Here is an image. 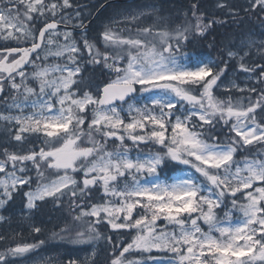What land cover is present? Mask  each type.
<instances>
[{"label":"snow or ice","instance_id":"obj_1","mask_svg":"<svg viewBox=\"0 0 264 264\" xmlns=\"http://www.w3.org/2000/svg\"><path fill=\"white\" fill-rule=\"evenodd\" d=\"M215 6L264 28V0ZM86 7L0 0V208L20 192L29 217L38 201L66 208L49 239L90 252L44 257L48 240L17 232L0 235V264H98L101 244L105 264H264V39L221 47L216 63L197 43L227 21L200 0L114 17L97 38ZM169 165L178 174L162 178Z\"/></svg>","mask_w":264,"mask_h":264},{"label":"trees","instance_id":"obj_2","mask_svg":"<svg viewBox=\"0 0 264 264\" xmlns=\"http://www.w3.org/2000/svg\"><path fill=\"white\" fill-rule=\"evenodd\" d=\"M106 1H108V0H73V2L76 4H79L81 6H87L85 9V15H87V13L90 11L92 13V16L98 10L99 6L102 5ZM180 4L184 5V8H186L189 5V0H171V1L136 0L135 2H133L130 5H121V4L110 5V12L106 10L109 7L108 6L91 23L88 35L90 38H97L99 35V32L103 29V27L106 24H109L106 21L111 20L113 17H115L117 10H119L121 8L123 9V8L127 7V8L143 9V8L154 6L157 9V12H159L160 14H162L165 17H168V16H172V14L169 12H171L173 9H175L176 6H179ZM69 11H71V10H69ZM201 11H203V10H201ZM214 15H216V13ZM154 17H155V13H153L152 16L147 15L144 18V20L140 21L141 26H146V25L152 23ZM113 27H117V25H113ZM258 27H259V23L255 18L246 19L244 22L239 24V26L237 25V23L235 21L234 22H227L226 24L217 23L215 25V29H214V37L213 38L211 37V30H209V32L205 35V37L200 38L198 40L196 51L200 54L205 53V54L213 57L216 62L220 63V57L222 55L224 56V59H226V55L221 53V47L227 48L229 45L231 46V42H232L231 40L234 37H236L237 35H240V34H241V36H243L245 33H248L254 29H257ZM126 34L127 33L125 32V35ZM1 44H3V42H0V45ZM9 44L13 45L14 42H9ZM210 45H212V46L210 47ZM191 50L192 49L190 48L189 51H191ZM229 66L231 69H234V67L236 65L230 64ZM87 67L89 70L85 72V77L88 78L89 82H92L91 81V73L92 72H94V73L96 72L100 75L101 79L99 82L104 83L108 79V76L105 75L104 73H102V71L99 68H97L95 71H92V67H90V65ZM219 94L220 95H227V93H225V92H220ZM234 95H240V94L234 92ZM2 142L3 141L0 140V143H2ZM242 158H243V154L237 155L238 160H242ZM169 167H171V165H169ZM163 170H168V169L166 168ZM15 200H16V198H14V201ZM20 204H21L20 206H23L24 201L20 200ZM39 205H40L39 211L35 216L36 220L44 222L46 219H51V221L44 223L43 230H42L44 237H41V236L38 237L37 236L36 238L48 240V244L46 246H64L67 249H77V248L83 249V250L87 249V246H72L69 244H62L58 241L50 240L49 237H50V234H51L52 230L54 229V227L58 228L59 225H61L63 223L62 217L66 215L67 209L66 208L64 210L56 209V207L51 202H48V203L40 202ZM15 232H16V230L13 227H8L6 229L7 236L10 235L12 237L13 233H15ZM23 233H24V235H25V233L28 234V231L23 230ZM123 239L125 242H127V240L130 239V237L125 236V237H123ZM32 240H33V238H31L30 236H27V237L25 236V238L21 239L19 242H23V241L32 242ZM101 246H102V251L100 253V256L97 258V260H98V264H105V261L107 258V252L104 250V245L101 244ZM74 255L75 254L68 255L66 257L71 256V257L75 258ZM138 255H139L138 253L134 254V257L138 256Z\"/></svg>","mask_w":264,"mask_h":264},{"label":"bare ground","instance_id":"obj_3","mask_svg":"<svg viewBox=\"0 0 264 264\" xmlns=\"http://www.w3.org/2000/svg\"><path fill=\"white\" fill-rule=\"evenodd\" d=\"M168 1H171V0H168ZM241 1L242 0H226V3H230L231 5H235L237 3H240ZM216 2H217V0H200L201 10H203V12L207 13L208 19L218 18V19L226 20L227 22H234V20L227 14L226 9L222 10V9H219L215 6ZM108 6L109 5H106L104 7V9H106ZM147 8H151V7H147ZM182 8H184V5L180 4L179 6H176L175 9H173L169 13L172 14V17H175L177 11L179 9H182ZM126 9H129V8L126 7V8H123V9L121 8V9L117 10L115 15L120 14L121 12L125 11ZM106 10L110 12V6ZM215 13H216V15H214ZM94 15H95V13L93 14V16L91 18L92 21H94L96 19V17L93 19ZM108 21H110V20H107L106 22H108ZM214 29H215V27H214ZM214 29H211V37L212 38L214 37ZM237 38H239L238 35L231 40L232 41L231 45L233 44V42H235L237 40ZM234 69H236V66L234 67ZM40 222H43V221H39V223ZM17 225L19 226L20 229L22 228L21 224L17 223Z\"/></svg>","mask_w":264,"mask_h":264},{"label":"rangeland","instance_id":"obj_4","mask_svg":"<svg viewBox=\"0 0 264 264\" xmlns=\"http://www.w3.org/2000/svg\"><path fill=\"white\" fill-rule=\"evenodd\" d=\"M137 12H140V10H135V9L129 8V9H126L125 11L121 12L120 14L116 15L115 17L123 16V15H127V14H130V13H137ZM113 18H114V17H113ZM112 20H113V19H112ZM112 20H111V21H112ZM262 33H264V28H260V29L252 30L251 32L247 33L246 35L237 38V40L235 41V43H236V44H239L241 40H245V41H246V40H248V39H255V40H258V39H264V36L261 35ZM203 58H204V57H203ZM204 59H205V60H212V61H214L213 59H211V58H209V57H206V58H204ZM226 59H227V56H226ZM214 62H216V61H214ZM216 63H217V62H216ZM231 64L233 65V64H235V62L233 61ZM221 66H222V65H221ZM236 75H237V69H231L230 66H229V68H228V76H227V79H228V80L235 79V78H236ZM245 75H246V74H244V73H239V77H240V79L238 80V82H239L242 86L246 83V81L244 80V76H245ZM226 82H227V80H226ZM177 174H178V173H177ZM177 174H175V175H177ZM172 176H174V175H172ZM172 176H171V177H172ZM162 178H164V177H162ZM26 211H28V210L26 209ZM27 217L30 218V217H32V215H31L30 217H29V216H27ZM97 253H98V255H99V253H100V247L97 248ZM89 254H90L89 251L86 252V253H84L83 255H81L80 259H81V260H84ZM40 255H41V254H40ZM62 255H63L62 253L58 252V253H54V254H44V255H41V256H44V257L51 256V257H55V258H57V259H61V256H62ZM36 259H37V261H38V260H39V257H37ZM26 264H33V262H32V261H28V262H26Z\"/></svg>","mask_w":264,"mask_h":264},{"label":"flooded vegetation","instance_id":"obj_5","mask_svg":"<svg viewBox=\"0 0 264 264\" xmlns=\"http://www.w3.org/2000/svg\"><path fill=\"white\" fill-rule=\"evenodd\" d=\"M16 215H17V213H16ZM0 217L4 218L2 221H0V235H7L6 228H7V226H11V224H12L13 213L11 211H8V209L6 210L5 208L4 209L0 208ZM20 218H21L20 215H17L15 217V229H16L15 233L20 232V228L17 225V223L21 224V219ZM35 225L39 227L38 224H35ZM19 236L20 235L16 236V238L19 237Z\"/></svg>","mask_w":264,"mask_h":264},{"label":"water","instance_id":"obj_6","mask_svg":"<svg viewBox=\"0 0 264 264\" xmlns=\"http://www.w3.org/2000/svg\"><path fill=\"white\" fill-rule=\"evenodd\" d=\"M134 0H112L110 2H107L103 5V7H101L97 13L94 15L93 19L97 16V14L108 4H117V3H131ZM77 33H79V29L76 30Z\"/></svg>","mask_w":264,"mask_h":264}]
</instances>
